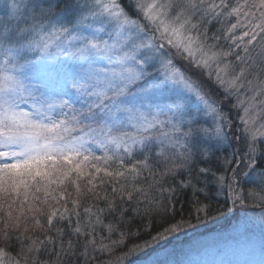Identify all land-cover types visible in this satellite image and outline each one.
<instances>
[{"label":"snow or ice","instance_id":"snow-or-ice-1","mask_svg":"<svg viewBox=\"0 0 264 264\" xmlns=\"http://www.w3.org/2000/svg\"><path fill=\"white\" fill-rule=\"evenodd\" d=\"M188 201L264 222V0H0V264H124Z\"/></svg>","mask_w":264,"mask_h":264},{"label":"rangeland","instance_id":"rangeland-1","mask_svg":"<svg viewBox=\"0 0 264 264\" xmlns=\"http://www.w3.org/2000/svg\"><path fill=\"white\" fill-rule=\"evenodd\" d=\"M259 216L258 211H245L239 205L225 213L223 205L220 211L197 219L167 239L150 243L124 264H258L264 245V222ZM171 245L183 254L168 259Z\"/></svg>","mask_w":264,"mask_h":264},{"label":"trees","instance_id":"trees-1","mask_svg":"<svg viewBox=\"0 0 264 264\" xmlns=\"http://www.w3.org/2000/svg\"><path fill=\"white\" fill-rule=\"evenodd\" d=\"M234 114V113H233ZM212 206H213V210L209 215L214 214L217 208H222L223 206V202L222 201H213L212 202ZM193 214H194V209L192 208L191 202H184L183 203V211H180V206L177 205V218L179 217H186L190 220V222H195L197 219L193 218ZM208 215V216H209ZM167 218H165L164 220H156L154 222V227L152 229V234L155 235L159 230H162V227L167 223ZM146 239H150L149 235L147 233H143L142 235L139 236V238L135 241L130 240L128 243L129 245L134 244V243H143ZM170 246V245H169ZM173 246V245H171ZM179 247H172L171 248V252L169 253V256L167 257L168 259H173V258H178L180 257V255H182L183 251L178 249ZM126 250V249H124ZM124 250H121L122 254ZM160 264H165L162 263V261L160 262Z\"/></svg>","mask_w":264,"mask_h":264}]
</instances>
